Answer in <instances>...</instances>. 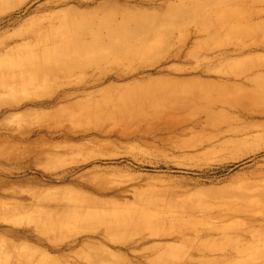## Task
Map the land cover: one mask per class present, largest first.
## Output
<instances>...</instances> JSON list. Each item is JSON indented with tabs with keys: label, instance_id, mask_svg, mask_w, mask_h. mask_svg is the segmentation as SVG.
Returning a JSON list of instances; mask_svg holds the SVG:
<instances>
[{
	"label": "rangeland",
	"instance_id": "1",
	"mask_svg": "<svg viewBox=\"0 0 264 264\" xmlns=\"http://www.w3.org/2000/svg\"><path fill=\"white\" fill-rule=\"evenodd\" d=\"M14 2L0 5V264H264V74L251 90L224 76L264 64V0ZM185 3L207 11L167 12ZM117 9L157 22L131 35L146 51L5 87L40 25ZM176 80L212 92L183 97Z\"/></svg>",
	"mask_w": 264,
	"mask_h": 264
},
{
	"label": "bare ground",
	"instance_id": "2",
	"mask_svg": "<svg viewBox=\"0 0 264 264\" xmlns=\"http://www.w3.org/2000/svg\"><path fill=\"white\" fill-rule=\"evenodd\" d=\"M14 1L0 0V5L14 7L18 5ZM195 5L197 4H180V6L169 9L167 12L175 11L181 13L194 9H198V12L207 11V8L199 9ZM210 11L212 10L209 9V13H207L210 14ZM105 15V13L99 16L98 14H89L87 12L68 13L57 19H50L40 25L32 36L28 37L27 41H25L27 44L31 43L34 45L30 46L29 50H26L25 53H21L19 59L15 61L14 59H10V62L13 63L8 68H5V87H7V83L14 86V83L18 80L27 82L37 81L40 77L58 71L68 64L76 65L91 54L96 56L102 55L103 53L101 52L104 50H107L106 53H109L110 50L119 49L124 51L123 55L125 57L135 56L147 50L146 45L134 43L131 35L134 32L148 35L151 29L155 25L157 26V22H149L143 16L133 15L124 9H117L109 16ZM103 33H107V36ZM119 33H122V35H118ZM260 46L264 48V43ZM230 68L227 67L226 70L229 69V73L224 72L226 73L224 76L232 74L231 76L237 77L243 73L246 76L249 74L250 77H248L247 83H239L241 86L243 85V87H248L249 89L255 88L258 78L261 74H264V64L255 69L251 67ZM197 69L199 68L197 67ZM210 70V68H202L201 73L210 72ZM180 83H182L181 80H176L168 82L167 85L175 89V92L180 95L183 94V97L206 98L210 95L209 92H212V88L208 86V81L189 85L188 87L190 88L182 87ZM91 88L92 86L86 85L81 92L88 93ZM118 103L119 100L111 101L108 108L118 107L120 104Z\"/></svg>",
	"mask_w": 264,
	"mask_h": 264
}]
</instances>
